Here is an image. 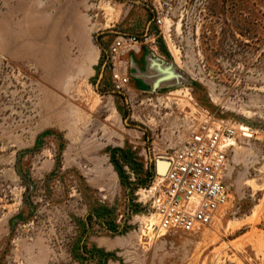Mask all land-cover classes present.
<instances>
[{
  "label": "rangeland",
  "instance_id": "obj_1",
  "mask_svg": "<svg viewBox=\"0 0 264 264\" xmlns=\"http://www.w3.org/2000/svg\"><path fill=\"white\" fill-rule=\"evenodd\" d=\"M131 33L137 94L102 83ZM199 110L238 125L230 198L163 233L145 190ZM0 264H264V0H0Z\"/></svg>",
  "mask_w": 264,
  "mask_h": 264
},
{
  "label": "built area",
  "instance_id": "obj_2",
  "mask_svg": "<svg viewBox=\"0 0 264 264\" xmlns=\"http://www.w3.org/2000/svg\"><path fill=\"white\" fill-rule=\"evenodd\" d=\"M156 23L161 25L163 20L158 18ZM151 36L120 35L110 45L107 62L115 91L122 92L130 82V62L123 56L148 43ZM198 113L199 122L186 139L170 156L158 157L170 161L166 174H156L145 190L158 220V231L163 233L196 232L210 226L230 198L226 177L238 125L204 110Z\"/></svg>",
  "mask_w": 264,
  "mask_h": 264
},
{
  "label": "crops",
  "instance_id": "obj_3",
  "mask_svg": "<svg viewBox=\"0 0 264 264\" xmlns=\"http://www.w3.org/2000/svg\"><path fill=\"white\" fill-rule=\"evenodd\" d=\"M123 33L125 32H120L118 35ZM105 54H108L106 50ZM163 57L165 58V56ZM123 58L131 63L129 67L130 82L126 87L130 93L137 94L149 89V85L152 83L153 78L160 76L162 73V71L153 64L152 55L146 45H140L135 50L124 55ZM102 83L106 87L112 86L109 77L104 78Z\"/></svg>",
  "mask_w": 264,
  "mask_h": 264
},
{
  "label": "water",
  "instance_id": "obj_4",
  "mask_svg": "<svg viewBox=\"0 0 264 264\" xmlns=\"http://www.w3.org/2000/svg\"><path fill=\"white\" fill-rule=\"evenodd\" d=\"M138 127H141L137 125ZM170 164V161L163 158H155V165H156V174L159 176H164L166 174V171L168 169V166Z\"/></svg>",
  "mask_w": 264,
  "mask_h": 264
}]
</instances>
